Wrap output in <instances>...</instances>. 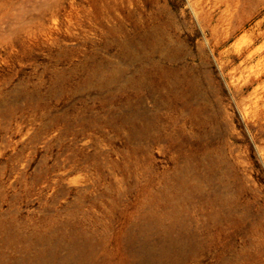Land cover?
Masks as SVG:
<instances>
[{"label": "rangeland", "instance_id": "1", "mask_svg": "<svg viewBox=\"0 0 264 264\" xmlns=\"http://www.w3.org/2000/svg\"><path fill=\"white\" fill-rule=\"evenodd\" d=\"M0 264H264V0H0Z\"/></svg>", "mask_w": 264, "mask_h": 264}, {"label": "bare ground", "instance_id": "2", "mask_svg": "<svg viewBox=\"0 0 264 264\" xmlns=\"http://www.w3.org/2000/svg\"><path fill=\"white\" fill-rule=\"evenodd\" d=\"M150 34V33H149ZM150 35H152V34H150ZM156 36V35H155ZM143 38V37H142ZM146 38V37H145ZM158 39V38H157ZM156 39V40H157ZM159 40V39H158ZM130 44V43H129ZM152 44V43H151ZM127 48V47H126ZM165 48V47H164ZM143 49V48H142ZM164 51V50H163ZM148 52V51H147ZM150 54V53H149ZM159 54V53H158ZM131 59V58H130ZM142 61V60H141ZM174 61V60H173ZM172 67V66H171ZM173 68V67H172ZM110 84V83H109ZM134 85V84H133ZM135 87H137V86H135ZM147 87V86H146ZM174 87V86H173ZM189 90V89H188ZM171 91V90H170ZM177 91H178V89H177ZM154 92V91H153ZM161 94V93H160ZM154 95V94H153ZM185 104V103H184ZM176 222V221H175ZM181 229V228H180ZM187 231V230H186ZM85 239V238H84ZM87 241V240H86ZM184 242V241H183ZM190 245V244H189ZM192 248V247H191ZM187 249V248H186ZM189 250V249H188Z\"/></svg>", "mask_w": 264, "mask_h": 264}]
</instances>
